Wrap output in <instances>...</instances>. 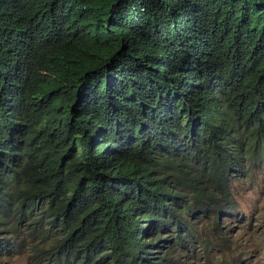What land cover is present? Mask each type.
Returning a JSON list of instances; mask_svg holds the SVG:
<instances>
[{
	"label": "trees",
	"instance_id": "1",
	"mask_svg": "<svg viewBox=\"0 0 264 264\" xmlns=\"http://www.w3.org/2000/svg\"><path fill=\"white\" fill-rule=\"evenodd\" d=\"M33 33L65 78L34 92L31 203L0 202V264H157L192 220L241 213L264 176V0H0L1 83Z\"/></svg>",
	"mask_w": 264,
	"mask_h": 264
},
{
	"label": "clouds",
	"instance_id": "2",
	"mask_svg": "<svg viewBox=\"0 0 264 264\" xmlns=\"http://www.w3.org/2000/svg\"><path fill=\"white\" fill-rule=\"evenodd\" d=\"M28 16L20 6L18 15L10 19L24 25ZM58 56L59 50L53 49L42 34L33 33L18 41L4 62L3 81L0 82V132L9 144L0 145V202L23 210L30 206L34 180L27 152L36 133L30 108L37 98L36 90L55 87L65 78L56 67ZM11 254L13 252L5 256ZM16 256L23 255L5 257L4 264ZM24 256L28 259V254Z\"/></svg>",
	"mask_w": 264,
	"mask_h": 264
},
{
	"label": "rangeland",
	"instance_id": "3",
	"mask_svg": "<svg viewBox=\"0 0 264 264\" xmlns=\"http://www.w3.org/2000/svg\"><path fill=\"white\" fill-rule=\"evenodd\" d=\"M246 184L241 214L222 216L221 231L211 219L192 220L191 231L199 241L191 248L187 243L173 248L162 239L157 264H264V176ZM166 254L171 258L163 263ZM6 264L31 263L23 255L7 259Z\"/></svg>",
	"mask_w": 264,
	"mask_h": 264
}]
</instances>
